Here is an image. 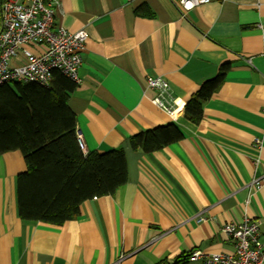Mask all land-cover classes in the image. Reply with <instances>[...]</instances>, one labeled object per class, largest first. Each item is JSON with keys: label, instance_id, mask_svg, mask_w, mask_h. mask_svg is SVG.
Returning a JSON list of instances; mask_svg holds the SVG:
<instances>
[{"label": "crops", "instance_id": "obj_1", "mask_svg": "<svg viewBox=\"0 0 264 264\" xmlns=\"http://www.w3.org/2000/svg\"><path fill=\"white\" fill-rule=\"evenodd\" d=\"M57 2L55 27L88 34L67 101L76 136L83 153L122 149L127 183L83 202L62 226L24 222L16 195L24 161L18 151L0 155V264H172L194 250L234 253L220 229L244 219L264 242V0L186 13L173 0ZM225 63L191 124L185 105ZM149 76L168 82L171 114L151 103ZM167 124L180 141L151 154L130 149L129 138Z\"/></svg>", "mask_w": 264, "mask_h": 264}, {"label": "trees", "instance_id": "obj_2", "mask_svg": "<svg viewBox=\"0 0 264 264\" xmlns=\"http://www.w3.org/2000/svg\"><path fill=\"white\" fill-rule=\"evenodd\" d=\"M228 68L221 65L216 77L202 83L185 105L184 117L191 124L200 122L203 103L217 91ZM75 88L58 72L46 88L0 86V155L18 151L24 161L25 171L16 178L17 212L24 222L62 226L79 215L83 202L113 195L127 183L122 149L99 154L79 148L75 116L67 105ZM182 138L167 124L132 136L128 144L133 151L151 154ZM190 253L172 264H188Z\"/></svg>", "mask_w": 264, "mask_h": 264}, {"label": "built area", "instance_id": "obj_3", "mask_svg": "<svg viewBox=\"0 0 264 264\" xmlns=\"http://www.w3.org/2000/svg\"><path fill=\"white\" fill-rule=\"evenodd\" d=\"M173 1L186 13L200 5L224 0ZM57 6V0H0V86L19 83L46 88L55 72L79 84L77 71L88 34L85 29L70 32L55 27ZM145 87L154 92V106L167 114L174 111V97L166 80L149 76ZM77 142L84 152L79 136ZM259 147L260 140L255 139L254 148ZM262 184L255 181L258 187ZM220 232L233 242L234 253L205 254L194 250L188 264H264V242L259 239L257 222L244 219L240 223H226Z\"/></svg>", "mask_w": 264, "mask_h": 264}]
</instances>
